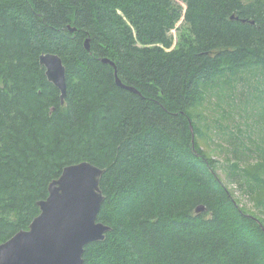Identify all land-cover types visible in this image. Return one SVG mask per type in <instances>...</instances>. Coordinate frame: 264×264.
I'll use <instances>...</instances> for the list:
<instances>
[{
	"label": "trees",
	"instance_id": "trees-1",
	"mask_svg": "<svg viewBox=\"0 0 264 264\" xmlns=\"http://www.w3.org/2000/svg\"><path fill=\"white\" fill-rule=\"evenodd\" d=\"M184 2L185 13L174 0H0V243L86 160L105 168L98 221L111 230L85 264H264V221L220 176L192 112L207 87L264 77V0ZM182 18L194 41L174 48ZM47 52L66 66L64 103ZM229 167L230 183L263 192L260 175Z\"/></svg>",
	"mask_w": 264,
	"mask_h": 264
},
{
	"label": "water",
	"instance_id": "water-1",
	"mask_svg": "<svg viewBox=\"0 0 264 264\" xmlns=\"http://www.w3.org/2000/svg\"><path fill=\"white\" fill-rule=\"evenodd\" d=\"M70 30H76L70 27ZM90 51V38L85 41ZM47 78L61 92L62 102L67 96V69L59 54L40 55ZM101 61L115 68L117 85L139 91L125 84L119 77L116 63L103 57ZM105 168L90 161L65 166L61 175L48 186V196L39 200L40 213L27 229H21L0 243V264H85L86 245L102 241L111 227L98 221L105 199L100 187ZM203 205L197 211H203Z\"/></svg>",
	"mask_w": 264,
	"mask_h": 264
},
{
	"label": "rangeland",
	"instance_id": "rangeland-1",
	"mask_svg": "<svg viewBox=\"0 0 264 264\" xmlns=\"http://www.w3.org/2000/svg\"><path fill=\"white\" fill-rule=\"evenodd\" d=\"M174 1L185 13L184 0ZM171 36L174 48L188 46L194 41L184 18L171 31ZM240 73L237 82L223 80L207 87L192 112L201 127L200 145L219 162L220 176L241 206L264 221V188L261 194L255 195L248 190L243 192L227 179L229 166L237 162L264 180V77L254 69Z\"/></svg>",
	"mask_w": 264,
	"mask_h": 264
}]
</instances>
